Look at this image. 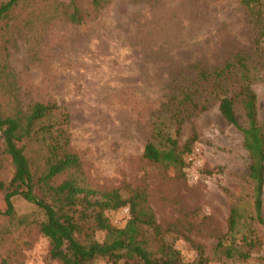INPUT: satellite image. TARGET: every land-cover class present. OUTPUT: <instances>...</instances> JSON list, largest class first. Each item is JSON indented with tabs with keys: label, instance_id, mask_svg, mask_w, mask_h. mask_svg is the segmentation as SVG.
Returning a JSON list of instances; mask_svg holds the SVG:
<instances>
[{
	"label": "rangeland",
	"instance_id": "374dc122",
	"mask_svg": "<svg viewBox=\"0 0 264 264\" xmlns=\"http://www.w3.org/2000/svg\"><path fill=\"white\" fill-rule=\"evenodd\" d=\"M87 2L80 0L88 15L79 25L55 20L16 34L9 64L17 86L28 100H53L68 112L71 150L87 185L118 189L124 197L131 189L144 190L145 205L162 228L174 227L209 254L215 236L226 233L229 193L237 195L245 184L249 161L243 134L223 120L211 99L210 108L183 125L180 144L197 136L180 171L147 162L143 147L153 120L165 119L166 97L176 93L179 82L194 78L195 67L221 68L240 51L258 61L256 24L239 0H110L97 12ZM252 86L257 117L264 122V83ZM235 107L244 124L241 105ZM262 199L264 219V188ZM14 206V222L0 215V261L58 264L35 224L42 218L39 210L21 200ZM107 215L122 227L128 207ZM255 228L261 247L246 264H263L258 259L264 258V226ZM172 236L184 260H193L190 241L177 232Z\"/></svg>",
	"mask_w": 264,
	"mask_h": 264
},
{
	"label": "trees",
	"instance_id": "16d2710c",
	"mask_svg": "<svg viewBox=\"0 0 264 264\" xmlns=\"http://www.w3.org/2000/svg\"><path fill=\"white\" fill-rule=\"evenodd\" d=\"M110 0H88L98 11ZM256 24L253 53L237 52L221 68L195 67L193 79L179 82L177 91L163 103L165 119L153 120L152 135L142 158L160 167L180 171L183 155L197 135L183 143L179 138L186 121L210 108L211 99L225 122L240 130L248 157V172L239 193L230 194L226 233L218 234L210 247L195 243L174 227L162 228L146 203L144 190L131 189L124 197L118 189L87 185L82 164L71 150L70 116L56 101L28 100L17 86L9 64L16 34L32 26L44 28L55 20L79 25L88 15L80 0H5L0 2V215L16 220L14 202L34 205L42 215L38 231L49 242L48 256L58 264H246L261 241L256 226L262 217L264 188V122L257 117L252 84L264 83V0H239ZM35 33V32H34ZM239 103L245 123H239ZM128 207L122 227L107 215ZM20 224L22 222H19ZM173 228V229H172ZM174 230V231H173ZM190 241L196 256L185 261L169 238L174 233ZM264 264V258H259ZM0 264H8L2 259Z\"/></svg>",
	"mask_w": 264,
	"mask_h": 264
}]
</instances>
